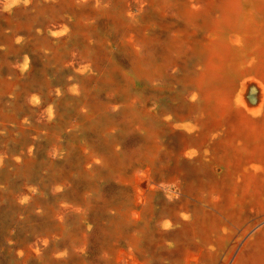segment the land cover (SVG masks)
Segmentation results:
<instances>
[{
  "label": "rangeland",
  "instance_id": "374dc122",
  "mask_svg": "<svg viewBox=\"0 0 264 264\" xmlns=\"http://www.w3.org/2000/svg\"><path fill=\"white\" fill-rule=\"evenodd\" d=\"M153 1L30 0V5L9 8L11 0H0V264H26L42 256L41 249L34 252L41 245L37 226L42 202L52 195L53 212L75 194L84 200L81 212L90 214L93 206L107 204L105 213L115 215L132 197L122 178L136 168H149L160 185L174 179L191 184L188 192L170 200L156 190L151 195L154 213L179 208L187 197H203L201 188L211 179L222 196L226 191L225 169L212 177L196 155L187 159L174 154L179 131L170 130L161 116L179 107L175 96L182 92V79L195 71L196 60L189 57L164 77L152 78L159 58L154 51L167 46L175 29L186 27L177 14L185 0ZM191 28L200 34L199 28ZM149 101L150 115L143 110ZM80 187L83 191L76 192ZM116 202L120 204L112 207ZM186 208L193 210L194 202ZM214 210L208 211L217 216L221 231L218 242L212 235L215 249L208 264L216 258L219 262L220 252L227 249L230 222L257 217L247 201L234 210L217 203ZM255 233L248 235L239 256H253V241L264 235L251 240ZM53 236L47 243H53ZM177 263L173 258L161 264Z\"/></svg>",
  "mask_w": 264,
  "mask_h": 264
},
{
  "label": "bare ground",
  "instance_id": "6f19581e",
  "mask_svg": "<svg viewBox=\"0 0 264 264\" xmlns=\"http://www.w3.org/2000/svg\"><path fill=\"white\" fill-rule=\"evenodd\" d=\"M177 14L186 27L170 33L165 48H156L154 53L159 58L151 76L164 77L189 57L196 60V69L183 75L182 92L176 91L179 95L174 100L179 107L162 114L161 119L170 130L179 131L174 136L177 158L196 155L207 165L212 177L225 169L227 189L223 196L217 181L209 177L211 180L201 188L203 197L185 200L186 205L194 202L193 210L188 211L183 203L179 208L154 213L151 195L156 190L170 200L188 192L191 184L174 179L160 185L151 178L149 168H136L128 178H122L132 197L127 198V208L115 215L105 213L107 204L93 206L90 214L81 212L84 200L75 194L69 201L66 195V202L59 199L58 211L53 212L55 198L47 195L41 201L42 220L37 226L41 245L34 251L39 254L41 249L43 253L38 260L30 259L26 264H161L171 263L173 258L177 264H208L215 249L212 235V240L218 242L221 231L217 216L208 210L216 209L217 203L234 210L244 201L257 217L252 221L237 217L230 222L227 249L220 252V263L216 258L214 264H264V235L258 238L264 233V0H185L178 4ZM191 27L199 28L200 34L196 35ZM145 105L143 110L150 115L152 103ZM181 133L190 137L184 138ZM257 179L258 183H254ZM85 208L90 209L89 205ZM75 209L79 212L69 213ZM212 212L217 214L215 210ZM195 226L197 231L192 230ZM254 230L256 236L251 240L258 239L253 241V256L243 258L240 251ZM52 234L53 243L49 244L48 237Z\"/></svg>",
  "mask_w": 264,
  "mask_h": 264
},
{
  "label": "clouds",
  "instance_id": "9594fccd",
  "mask_svg": "<svg viewBox=\"0 0 264 264\" xmlns=\"http://www.w3.org/2000/svg\"><path fill=\"white\" fill-rule=\"evenodd\" d=\"M21 2H23L26 6L30 2V0H11V3L9 4V8L15 7L16 5H18ZM167 226L168 225L166 224L165 227H167Z\"/></svg>",
  "mask_w": 264,
  "mask_h": 264
}]
</instances>
